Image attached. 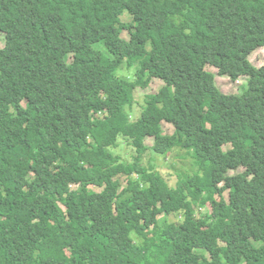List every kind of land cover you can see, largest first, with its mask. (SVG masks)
Returning a JSON list of instances; mask_svg holds the SVG:
<instances>
[{
	"label": "trees",
	"instance_id": "trees-1",
	"mask_svg": "<svg viewBox=\"0 0 264 264\" xmlns=\"http://www.w3.org/2000/svg\"><path fill=\"white\" fill-rule=\"evenodd\" d=\"M2 33L0 264H264V0H0ZM176 149L195 177L160 170Z\"/></svg>",
	"mask_w": 264,
	"mask_h": 264
},
{
	"label": "rangeland",
	"instance_id": "rangeland-1",
	"mask_svg": "<svg viewBox=\"0 0 264 264\" xmlns=\"http://www.w3.org/2000/svg\"><path fill=\"white\" fill-rule=\"evenodd\" d=\"M139 10H140L139 7L134 6L132 12H125L121 17L122 23L123 24L131 23L134 19L133 13H138ZM122 38L125 40H129L130 34L127 31H124L122 34ZM4 46H5V35L2 33L0 34V49L3 48ZM55 46L57 48H61L64 47V44L61 42H56ZM195 50L196 48L190 49V52L188 54L189 63L192 60V56ZM251 60L256 67H264V49L263 50L260 49L256 51L252 55ZM136 65L137 66L134 67L133 69H129L128 65L124 64L118 71V77L129 81L137 80L138 77L136 78L135 73L139 69V65L138 63ZM207 70L216 74V81L218 83V87L221 89L222 92H224L227 95H231V94L237 95L239 93H243L248 88L249 76H243L237 82H233L230 79L217 76L218 70L212 66H208ZM144 82L147 83V86L143 87L144 89L139 88L134 92L135 101L136 100L142 101L148 95L157 94L165 86V83L163 81L159 79L149 78V76L145 77ZM128 100L129 99L127 98L126 102ZM135 105H136L135 106L136 111L134 116L138 117L137 114L139 113L140 108L138 107V103H135ZM163 133L167 135H173L175 133V127L171 124L163 123ZM123 141L125 140L122 138L120 140V143H122ZM154 142L155 141L153 137L146 139V144L148 146H153ZM114 153L120 155L124 160H129V155H131V150L124 143V145H122L121 147L119 146L117 149H115ZM17 157H21V156L18 155ZM157 163L160 170L164 173V175L168 176V178L173 182L178 180L179 175L187 179V178L195 177L199 173V167L195 164L194 160L189 159L187 152L181 149H176L167 160L158 159ZM239 172H243V170H240ZM235 173L236 172H232L231 174L233 175ZM135 180H140V178L136 176ZM127 185L128 184L126 183L125 187H127ZM216 197L218 200L220 199L219 195H217ZM225 197L226 199H229V193H226ZM209 210H210L209 205H207V209L204 208L202 210H199L197 215L198 218H204L206 216V213L210 212ZM63 211L66 212L65 207H63ZM159 218L161 219L160 221L161 225H166L165 223L167 222V220L170 222L176 221V218L165 217L163 214L160 215ZM222 247L224 248V245H222ZM202 254L204 255L205 259L201 260L200 264H212L210 254H208L207 252H202ZM240 264H246L245 260H243Z\"/></svg>",
	"mask_w": 264,
	"mask_h": 264
}]
</instances>
